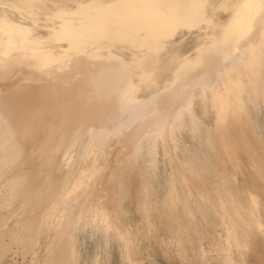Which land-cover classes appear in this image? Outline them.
I'll list each match as a JSON object with an SVG mask.
<instances>
[{
    "label": "bare ground",
    "instance_id": "obj_1",
    "mask_svg": "<svg viewBox=\"0 0 264 264\" xmlns=\"http://www.w3.org/2000/svg\"><path fill=\"white\" fill-rule=\"evenodd\" d=\"M208 96L221 111L215 128L204 131L196 108ZM261 101L264 0H0V191L9 206L31 190L23 206L42 207L70 182L77 189L76 208L67 211L65 223L73 222L91 209L89 180L114 146L112 179L120 195L132 189L135 174L148 173L159 186L154 169L160 149L171 156L163 181L180 187L185 171L173 165L175 158L203 172L210 158L206 153H214L218 141L225 140L232 152L235 135H250V110ZM186 132L199 142L203 138V155L180 145ZM177 151L183 155L171 154ZM257 157L264 171V157ZM197 207L207 210L205 204ZM6 218H0V228ZM41 222L39 212L16 217L0 232V249L9 245L5 234L11 243L29 247ZM74 231L64 230L47 264H70Z\"/></svg>",
    "mask_w": 264,
    "mask_h": 264
},
{
    "label": "rangeland",
    "instance_id": "obj_2",
    "mask_svg": "<svg viewBox=\"0 0 264 264\" xmlns=\"http://www.w3.org/2000/svg\"><path fill=\"white\" fill-rule=\"evenodd\" d=\"M208 97L206 99H208L207 101L210 100L209 105L211 106L209 110L206 99L203 105L200 104L202 108L199 104V106H197L198 108H196L197 114L199 112L198 115H200L199 117L203 120L200 126L204 131L208 128H215L216 121L214 118H216L220 113L219 111H221L219 109V104L216 105L217 102L212 100L210 96ZM263 102L260 105L261 107H264ZM212 105H216L215 109L217 111ZM260 106L258 104L255 107L253 106V110H250L249 115L251 121L247 123L248 126L244 121H239V126L244 128L247 126V130H250V135L245 138L238 134L235 135L237 146H234V151L231 152L228 150L225 140L218 141V148L214 153L207 150L208 152L206 154L210 157V160L208 159L207 169H204L206 171L203 170L202 172L201 167L195 169L191 164L189 167L185 162L181 163V161L175 158L173 165L185 171L180 187L175 186L176 188H174L169 183L163 181L162 175L169 172L170 166L167 161H169L171 156L163 155V150L160 149L157 152L158 162L155 164L156 171L154 169V172H157V174L155 173L156 176L160 174L156 179L159 178L163 182L159 179L156 180L159 182V186H157L158 183L155 182L153 177H151V179L149 178L150 174L147 173L145 176L141 175V177L135 174L131 179L132 189L128 191L127 195H120V192L114 189L112 179L113 169L116 165L115 157L118 150V147L114 146L108 155L105 166L99 169L98 174L89 180L90 187L88 186V188L92 192L91 209L69 224L65 223V215H67V211H70V209L74 211L76 206H74L75 202L73 201L77 198V189H75L70 182L65 189L60 191L53 201L48 200L43 203H48L47 208H44L43 204L42 207H34L31 204L23 206L22 203L25 196H28L31 190L27 192L25 196H21L18 201L16 200V203H13L14 205L11 204L9 206L4 203L2 198H4L5 191L1 190L0 201L4 204L0 202V216L4 215V217L0 218H5L6 216L9 218L11 215L9 218L11 220L6 218L8 223L5 221V224L7 225L3 224L2 227H4L0 228L1 233L7 230V228L9 229L11 225H14L16 217H29L39 212L42 215V222L41 229L35 238V242L29 246L30 248H21L23 245L20 243L16 245V242L11 243L8 234L4 235V242L9 245L5 249L1 248L0 264H47L48 260L53 257L54 247L57 246L56 242L59 243L63 239L60 237H64V230L68 228L72 231L75 230L73 234L74 242L72 245V255H70V257L72 256L70 258V264H264V171L261 164L259 166V164L256 163L258 155L264 157V141H262V138L264 140V137H262L264 136V108L261 109ZM212 108L215 113L210 111ZM255 108L258 111H256ZM207 111H210L214 115ZM217 112L219 113L217 114ZM243 114L247 115L242 112V117H244ZM260 116L263 118L259 119V121L257 117L261 118ZM258 121L261 125L257 123ZM261 132L263 134H261ZM195 138L196 137L186 132L180 141V145L193 150L196 148L200 151L197 150L196 152L198 153L195 152L194 154L197 156L203 155L204 153H202V151L204 152L206 150V145L204 148V144L201 142L203 138L200 137V142L197 141L198 138ZM189 142H191V144L194 143L191 145ZM256 147L259 150L258 153L252 151ZM181 152L177 151L171 154H178L176 156H181L183 155V152ZM234 158L238 160V162L233 160ZM210 161L212 163H210ZM167 165L169 168H167ZM210 167L213 168V170ZM245 167L248 168L246 169ZM251 167L253 171H250L251 169L249 168ZM76 168V171H79L78 167ZM157 170H159V172ZM255 171L259 172V174ZM213 173H215V175ZM54 175L58 177L59 173L55 171ZM253 178H256V180ZM151 183L156 184H154L155 189H153L154 186ZM174 189L178 190L175 191ZM163 190L165 192H163ZM175 193L179 199L176 197ZM145 194L148 195V200H144V198L147 197ZM157 194L159 199H162L158 200V196H156L155 201L154 197ZM44 197L47 199L46 194L42 195V198ZM194 198H197L195 199V201L197 200L196 205L194 204ZM165 199L167 200L165 201ZM202 199L203 202H201ZM147 201H149V203ZM72 202L73 205L71 204ZM146 203L149 205L147 206ZM159 204L160 208L156 206ZM198 204L207 205V210H203L202 213L201 209L197 207ZM2 205H4V209ZM70 206L74 207L71 208ZM7 207L12 213L6 209ZM155 207H157V209ZM194 208L196 210H194ZM160 209L162 213L161 211H157ZM51 210L52 212H50ZM155 210L158 212V216ZM8 212L10 215L7 214ZM30 212L33 214L27 215ZM199 213L203 214V216ZM161 215L162 217L159 218ZM76 221L78 222L75 224ZM164 221L165 223H163ZM157 223L160 225L158 226ZM169 223L171 225H169ZM102 228L105 230V233ZM163 228H166L167 232L164 231ZM141 229H144V232L140 231ZM77 230L78 232L80 230L79 234ZM126 231H128V233ZM137 231L139 233H137ZM168 234H170V236ZM74 238H78L77 241L76 239L74 240Z\"/></svg>",
    "mask_w": 264,
    "mask_h": 264
}]
</instances>
